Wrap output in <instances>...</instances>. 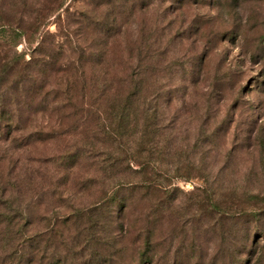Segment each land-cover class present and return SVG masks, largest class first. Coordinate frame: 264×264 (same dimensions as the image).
I'll return each instance as SVG.
<instances>
[{"label": "trees", "instance_id": "16d2710c", "mask_svg": "<svg viewBox=\"0 0 264 264\" xmlns=\"http://www.w3.org/2000/svg\"><path fill=\"white\" fill-rule=\"evenodd\" d=\"M113 29L104 22L89 42L69 41L70 54L41 45L48 58H29L19 101L28 132L12 138L22 151L0 173V264H97L102 252L123 264H157L169 234L164 221L182 209L166 198L176 190L171 184L195 174L208 183L190 194L218 209L211 198L201 201L214 178L201 174L198 142L191 148L180 140L167 112L177 85L159 82L166 67L155 38L133 39L119 59ZM2 106L0 132L11 136L21 129L5 123Z\"/></svg>", "mask_w": 264, "mask_h": 264}, {"label": "rangeland", "instance_id": "374dc122", "mask_svg": "<svg viewBox=\"0 0 264 264\" xmlns=\"http://www.w3.org/2000/svg\"><path fill=\"white\" fill-rule=\"evenodd\" d=\"M104 22L116 31L110 42L119 59L133 39L155 38L166 67L159 82L177 85L167 112L177 118L180 140L191 148L198 142L201 174L214 178L201 201L213 199L216 211L190 194L208 183L197 174L171 184L176 190L166 198L182 209L164 221L169 234L157 264H264V0H0V107L5 123L21 129L0 132V173L22 151L12 138L28 132L19 101L29 58H48L41 45L46 53L63 45L70 54ZM98 257L97 264H123L107 252Z\"/></svg>", "mask_w": 264, "mask_h": 264}]
</instances>
